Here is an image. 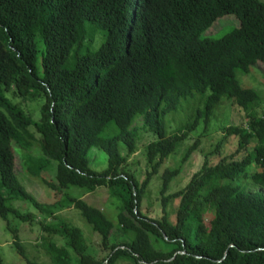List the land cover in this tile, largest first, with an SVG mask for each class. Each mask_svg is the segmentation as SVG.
Returning <instances> with one entry per match:
<instances>
[{"label": "trees", "instance_id": "trees-1", "mask_svg": "<svg viewBox=\"0 0 264 264\" xmlns=\"http://www.w3.org/2000/svg\"><path fill=\"white\" fill-rule=\"evenodd\" d=\"M143 1L0 0V76L6 83L22 84L26 93L35 91L44 97L38 122L19 107L0 104L5 108L0 111V217L10 229V215L21 216L5 204L11 190L44 216L54 209H77L107 253L88 254L89 241L80 229L57 216L61 223L50 230L64 238L76 255L51 242L44 247L43 241L54 264H264V193L247 188L248 183L264 188V111L256 112L258 92L243 88L236 79L237 70L248 71V53L264 61V6L252 0L230 11L241 26L215 41L209 68L162 73L167 79L163 85L151 86L136 79L147 77L152 65L138 55L125 60L120 51L125 33L122 17ZM161 4V0L148 1L151 7ZM88 24L105 32V41L93 51L82 41L89 34ZM206 90L211 93L199 119L207 124L220 102L230 100L244 111L245 126L227 127L222 138L197 140L176 165L165 169L156 195L160 215L152 219L142 208L147 186L181 137H165L161 122L145 114V123L155 128L151 130L158 139L146 145L147 171L142 181L127 169V158L120 155L117 142L122 139L134 151L139 130L129 127L145 108L153 105L154 114L163 113L171 106L160 108L157 100ZM29 125L41 136V155L31 170L38 175L48 163L57 162L55 181L42 179L55 197L70 187L83 193L106 187L118 202L119 227L70 193L52 204H40L16 190L11 143L29 148L33 140ZM230 136L238 137L237 153L248 152L232 153L210 164ZM252 140L256 144L248 150ZM93 147L107 155V166L100 172L88 166V151ZM194 147L203 149L198 150L201 167L183 187L169 193L170 183L182 173ZM114 231L123 238L112 241ZM17 232V228L11 232L14 245L29 264H35L22 250Z\"/></svg>", "mask_w": 264, "mask_h": 264}, {"label": "rangeland", "instance_id": "rangeland-1", "mask_svg": "<svg viewBox=\"0 0 264 264\" xmlns=\"http://www.w3.org/2000/svg\"><path fill=\"white\" fill-rule=\"evenodd\" d=\"M264 1V0H261ZM225 16L219 20L225 19L226 21H222L219 24H215L210 33L215 32L218 28L223 24H229L222 26L217 33L212 35L214 38L221 37L223 34L228 32L233 27L237 25H233L230 23H237V21L233 17ZM88 27L92 31V37L94 38V42L92 45V38L87 39V44L92 45L90 48L95 50L98 48L104 41H105V32L96 29L91 24H88ZM249 73H243L240 71L236 72V76L238 81L240 82L241 86L245 88H253L260 91L262 97L264 98V66L259 65L256 67L251 66ZM39 70L41 68L39 66ZM42 74V72H41ZM5 96L14 104L18 105L23 98L19 96H15L12 91L5 94ZM27 105H18L24 112L29 114L34 120H39L40 117V107L44 101L42 95H39L35 98H26ZM260 101L264 102L260 97ZM193 108V105H191ZM199 108L194 107L193 113L188 114L181 113L180 107H178L175 111H171L165 117V131L166 134H171L172 129V119L170 118L173 114H176L179 117V121L184 123H189L190 120H193L196 112ZM258 111L264 109V105H261V108L258 106ZM181 114V115H180ZM216 115H219L216 120H212L210 122V128H204V121L201 119L200 123L189 131V135L184 138L182 146L177 148L174 153L169 155L167 159L161 165L157 175H154L151 178V181L147 187L146 194L144 196V200L142 203L143 211H145L150 218L154 219L158 215H160V204L158 202V190L160 188L161 183V174L167 168H171L178 163L182 156V149L187 147V145H193L195 143V139L199 138L202 134H209L207 137L203 138L202 140L205 141L207 138L215 136L216 134H221V128L226 127L228 125H243L244 126V119H243V112L239 111L238 108L233 105L231 102H224L222 106H220L216 112ZM34 134L35 140L33 141L32 149H38V139L36 137L35 131L32 129ZM152 133V132H151ZM139 136V135H138ZM137 136V138H138ZM219 135L215 136L217 139ZM155 140L156 137L152 133L143 132L141 137L138 139L137 142V152L130 155L127 162V169L130 172V168L133 171L132 173L135 174L138 180H142L145 170H146V160L144 155V150L146 153V144L150 140ZM237 138L230 137L227 138V141L223 146L220 148V152L215 155L212 160L213 162L210 164H215L220 158L230 155L233 152H236L237 148ZM256 144L255 140H252L248 146V150L254 149ZM121 145V143H120ZM15 151H18L17 147H13ZM199 149V147H198ZM203 150V149H201ZM243 151L237 153V156L243 155ZM203 163V157L197 152H194L188 160L185 162L182 173L177 176L175 179L172 180L169 186L168 192H174L181 187H183L190 179L192 174L199 170ZM15 165L16 171L19 175L18 181L20 183H25L26 190L31 193L35 198L39 201L40 204H52L57 200L62 199V193H70L71 195H77L81 193V190L76 187H70L67 189L62 190V192H58L56 197L54 196L55 191H51V188L48 187L46 184L42 182V173L48 168L49 172L53 171V179L55 181V162L51 161L48 163L43 170L41 171L40 176L34 177L36 180L40 181V183L33 178L24 169L21 165V158L16 156L15 158ZM27 165V163L25 164ZM35 165L31 166V169ZM88 166L96 171H101L107 166V155L104 151L90 148L88 151ZM160 180V181H159ZM22 183V184H23ZM249 191H261L264 192L262 188L255 187L253 185H248ZM6 196H9V200H7V204L12 206L20 213V217H15L12 214L9 217V227L7 228L6 222L0 217V257L2 258V264H29L25 258L21 256L19 253V249L14 245L12 231L13 229L17 228L19 235L21 248L25 251L27 258L35 263V264H54L51 260V255L47 253V251L43 248V241L44 247L48 246V243L51 242L55 244L57 247H64L68 253L72 256H75L74 250L69 247L64 238L53 234L50 229L58 226L61 222L57 220L55 217L60 216L65 221H69L74 228L80 229L81 233L85 237L87 241H89V246L87 249V253L94 256L100 257L106 255L107 251L102 249L100 245V238L94 231L91 229V226L83 219L80 212L75 208H65V209H54L52 211L53 214L46 215L42 214L38 209L34 208L28 201H21L17 200L14 195H10L6 193ZM83 200L91 204L92 206L98 208L99 210L103 211L107 219H109L115 227H119L118 223L116 222V215H117V205L115 199L111 198L109 192L106 187H100L95 192L91 194H87L82 197ZM30 215V216H29ZM29 217V218H28ZM206 224L209 223V218L204 220ZM47 228V230L45 229ZM12 229V230H11ZM115 229V228H114ZM11 231V232H10ZM122 236H118V232L113 233L111 235V240L115 242V240L122 239ZM120 262V261H119ZM129 264V263H126Z\"/></svg>", "mask_w": 264, "mask_h": 264}, {"label": "clouds", "instance_id": "clouds-1", "mask_svg": "<svg viewBox=\"0 0 264 264\" xmlns=\"http://www.w3.org/2000/svg\"><path fill=\"white\" fill-rule=\"evenodd\" d=\"M148 1L149 0H145V1H143L142 4L128 9L125 12V14L123 15L122 18H123V21L125 23V33L122 37L123 45L120 46V51H121V54L123 56V59H125V60L131 59L133 57H137V55H138V56L143 57V61L145 63H150L152 65V69L148 73V76L140 78V79H136V81H137L136 83H138L140 85L145 84V85H151V86H162L163 82L165 80H167L165 78V75H163L162 73H164V74H169V73L175 74L177 71H180L183 68L188 69L189 71H192L193 69H195L199 66L209 68V66L211 64L210 52H211V48H212L213 44L215 43V41L222 39L223 37H225L226 35L231 33L233 30L239 29L241 26V22H240L239 18L235 14L230 13V11L234 8H238L241 4H246L252 0H161L162 4L160 6H155V7L148 6ZM256 1L259 2L260 4H263V6H264V1H261V0H256ZM225 16L233 17L237 21V23L233 22L230 24L237 25V26L228 30V32L223 34L221 37L214 38L212 35L217 33V31L222 26L229 25V24H223L218 28L217 31L210 33V30L212 29V27L216 23L219 24L222 21H226L225 19L219 20ZM228 17H226V18H228ZM86 29L89 31V34L86 35L82 39V41H83V43H85L89 47V49L91 51H93L90 48L94 42V38L92 37V31L89 27H87ZM89 38H92V45L87 44V39L89 40ZM246 56L248 58V60L246 62L249 64L248 71L247 72H243L241 70H237V71H240V72H243L246 74L247 73L251 74L252 73L250 71L251 66L256 67V69L259 65L264 66V61L255 53H253V54L248 53ZM209 59H210V61H209ZM263 77H264V74H263ZM236 79H237V76H236ZM237 81H238V79H237ZM238 83H239V85H241L239 81H238ZM21 87H22V84L18 87L15 83L4 82L3 76H0V104H1V102H7L10 105H3V106H5V107H9V106L19 107L18 105H27L26 98L37 97V95H35V91H30L29 93H26L21 89ZM243 88H245V87H243ZM248 89H252V90H255L256 92H258L259 96L264 101V98L262 97L260 91H258L259 89L258 90L253 89V88H248ZM166 90H167V88L165 89V91L163 93H165ZM10 91H12V93L15 96H19V97L23 98V100L18 105L12 103L5 96V94L10 92ZM210 93H211V91H209V90H206L203 94L194 91V92L187 94V95L180 94V95H176L174 97H168L166 100H157L158 104L161 105L160 108H163L164 105H170L171 107L163 113L160 112V113H156V114L153 113V107H152L153 105L151 107L145 108L142 115L139 116L138 118L134 119L131 126L129 127V130L133 131V129H135V128L137 130H139L138 138L141 137V134L143 132H149L150 134L153 133L156 137L155 140H157L158 135L154 131L151 130V129H155V128H152L148 124L145 123V120H144L145 114L152 117L154 121H160L162 124V127H164V130H165V117L168 113H170L171 111H175L178 107H180V109H181L180 111L182 114L187 113V112H188V114H192L193 108L197 107L199 109L197 110L194 119L190 120L189 123H184L182 121H179V117L176 114H173L170 117L172 119L171 134L167 135L166 131H165V137H169V136H172L175 134L180 136L181 141H180L179 145L176 147V149L177 148L180 149V147L182 146V143L184 141V138L189 135V131L192 129V127H194L200 123L201 119H199L200 116H198V113H201L203 111L205 101H207ZM195 99H196V101H195ZM224 102H231V101L230 100H223L220 102V104L215 108L214 112L210 116L208 123L204 124L205 129H209L210 128V122L212 120H216L218 118L219 115H216V112H217L218 108L220 106H222V104ZM43 103H44V101H43ZM43 103L41 104V107L44 106ZM191 105H193L194 107L191 108ZM233 105H235V104H233ZM261 105H264V102L259 101V104L256 105V112H258L259 114L262 111H264V109H262L261 111H258L257 108H258V106L261 108ZM3 106L0 105V111L1 112H5V108ZM235 106L238 108L239 111H242L244 114V111L238 105H235ZM41 107H40V109H41ZM186 109H188V110H186ZM24 113L27 116H29L32 121H35V122L39 121V120H34L26 112H24ZM243 119H244V115H243ZM143 124H146L147 126H145ZM230 126H235V125H228L226 127L221 128L222 135L216 134L215 136L219 135L222 138V136H225L224 129H226L227 127H230ZM236 126H239V125H236ZM244 126H245V122H244ZM29 129H30V133L33 135V140H30L31 145L29 148H27V149L21 148L14 141H12V143H11L12 156H13V159H12L13 167H12L11 173H12V175L14 174V176H15V178L13 176V178H14L13 182L17 186L16 190H18L19 192H21V190H22L25 193V195H29V196L34 197L31 193H29L26 190L25 183H23L21 181L19 183L18 178H17V176L19 177V175L16 171V165H15V158H16V156H19L21 158L22 167L24 169H26L27 172L32 176L31 178L36 180L34 177H36L37 175L35 172H33L31 170V164L39 161V159H36V158H38L41 155V153H40L41 136L36 131L35 127L30 126ZM32 129L35 131L36 137L38 139V149H32L31 148L33 145V141L35 140ZM208 135L209 134L207 133L206 137ZM215 136H212V137H215ZM135 137H137V136H134V138ZM230 137H236V136H230ZM230 137H228V138H230ZM138 138L136 139L137 141H138ZM203 138H205V136L204 137L200 136L199 138L195 139V143L193 145H187V147L183 148L182 149V156L189 149V147L196 145L197 140L199 141V140H202ZM236 138H237V142H238V137H236ZM152 141H154V140L153 139L150 140L146 145H148ZM226 141H227V139L224 140V143L222 144V146L225 144ZM120 143H121V145H120ZM117 144H118V150H119L120 155L126 156L127 162H128L129 156L134 154L135 152H137V142L136 141H135L136 148L134 151H133L134 146H133V149L130 151L128 145L122 139L118 140ZM13 147H17L18 151H15L13 149ZM237 147H238V143H237ZM93 148H95V147H93ZM194 149H196L194 152L201 150V149H198L195 147H194ZM236 149H237L236 152H233V153L237 154L238 148H236ZM128 152H131V153H128ZM246 152H248V151L247 150L243 151V153H246ZM144 155H145V160L147 163V157H146L145 150H144ZM243 155H241V156H243ZM212 158H211V160H212ZM53 162H55V175H56L57 162L56 161H53ZM127 162H126V164H127ZM26 163H27V165H25ZM43 168L41 169V171L43 170ZM41 171L38 174V176H40ZM94 171H96V170H94ZM146 171H147V165H146V170H145V173H144L142 180L144 179V177L146 175ZM97 172H100V171H97ZM49 178L53 179V171L49 172V169L47 168L44 171V173H42V179L48 180ZM36 181H38V180H36ZM38 182L40 183V181H38ZM248 185H251V184L248 183ZM248 185H247V188H248ZM255 187H258V186H255ZM259 188H261V187H259ZM262 189L264 190V188H262ZM95 191H93V192H95ZM93 192H91V193H93ZM14 193H18V192L11 190L10 193H8V194L14 195V197L17 200H20L19 199L20 195L15 196ZM91 193H83L81 191V193L77 194L76 196L74 195V197L83 200L82 199L83 196H85L87 194H91ZM62 194H65V193H62ZM71 196H73V195H71ZM6 197H7V200H9V196H6ZM7 200H6L5 204L10 207V205L7 204ZM21 201H23V200H21ZM86 203H88V202H86ZM71 207L74 208L73 206H69L67 208H71ZM101 212L103 213V211H101ZM104 216H105V214H104ZM116 222H117V220H116Z\"/></svg>", "mask_w": 264, "mask_h": 264}]
</instances>
